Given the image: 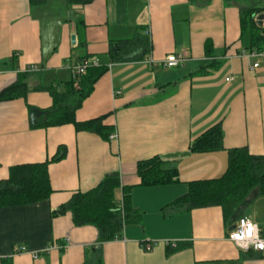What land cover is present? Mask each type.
<instances>
[{"label":"crops","instance_id":"1","mask_svg":"<svg viewBox=\"0 0 264 264\" xmlns=\"http://www.w3.org/2000/svg\"><path fill=\"white\" fill-rule=\"evenodd\" d=\"M123 40L134 43L115 47ZM171 55L183 57L177 68L165 67ZM82 63L106 72L75 118H101L112 131L108 140L73 125L31 123L30 110L50 109V90L64 91ZM11 87L18 97L1 98ZM216 125L223 150L192 153V143ZM61 148L64 158L48 168L47 201L0 207V264H264V252L229 240L238 216L226 222L219 207L172 205L191 183L220 178L229 151L264 156V52L252 50L239 10L225 0H93L73 7L0 0V181L15 166L51 161ZM156 156L175 165L177 181L141 186L137 163ZM111 173L121 177V207L123 188L130 189L131 222L121 239L101 244L94 227L75 226L60 209ZM240 215L264 235V197L253 194ZM169 244L179 250L167 255Z\"/></svg>","mask_w":264,"mask_h":264},{"label":"trees","instance_id":"2","mask_svg":"<svg viewBox=\"0 0 264 264\" xmlns=\"http://www.w3.org/2000/svg\"><path fill=\"white\" fill-rule=\"evenodd\" d=\"M69 7L86 6L93 0H63ZM225 3L239 10L243 33L249 31L252 50L264 52V28L255 17L264 14V0H225ZM134 41L115 42V47L126 48ZM144 46L149 45L143 41ZM210 52L209 45L206 47ZM106 72L103 67L88 66L85 74L66 84L64 91L50 90L53 105L43 112L33 125L36 129H48L73 125L78 132L94 133L108 140L111 129L103 125L102 119L85 123L77 122L76 112L93 93L96 83ZM15 88L8 89L1 97L5 100L18 97ZM223 130L216 125L191 145L195 154L215 153L223 150ZM65 149L61 148L51 160L39 164L15 166L9 177L0 181V207H21L47 201L53 194L49 179V165L61 161ZM136 172L140 185L154 187L177 181L175 165L159 156L137 163ZM121 188L119 173L107 175L101 183L87 192H76L70 201L61 207V212H69L75 226H92L98 232V242L107 243L122 238L125 225L131 222L130 189L123 188V206L117 202L116 194ZM264 197V156L251 154L247 149L229 151L227 171L212 180L191 183L188 192L172 205L185 207L186 211L219 207L226 222L238 216L246 201L253 195ZM179 248L167 246V255Z\"/></svg>","mask_w":264,"mask_h":264},{"label":"built area","instance_id":"3","mask_svg":"<svg viewBox=\"0 0 264 264\" xmlns=\"http://www.w3.org/2000/svg\"><path fill=\"white\" fill-rule=\"evenodd\" d=\"M183 60L182 56H176V55H171L168 56L166 61H165V67L168 69H172V68H177L180 65V62ZM89 65H87V63H82L79 65H76L75 67H73L71 69V73H72V79H77L78 77H80L81 75L85 74L86 69ZM255 68L258 67V65L256 64L254 66ZM227 81L229 82L230 79H227ZM242 222L243 225H242ZM248 223H252L254 225H256L250 218L248 217H242L238 220L235 229L232 230L229 234V240L234 243L239 249L243 250V251H253V252H259L262 253L264 252V249L259 248L257 245H259L260 243L264 242V235L262 234L260 228L258 227V239L255 238V236L253 238H247L245 237L244 240L241 241H237L236 239L233 238V233L234 232H243L246 230ZM146 250H150L151 249V245L147 244L145 245Z\"/></svg>","mask_w":264,"mask_h":264},{"label":"clouds","instance_id":"4","mask_svg":"<svg viewBox=\"0 0 264 264\" xmlns=\"http://www.w3.org/2000/svg\"><path fill=\"white\" fill-rule=\"evenodd\" d=\"M244 222H242L243 225ZM255 236L256 239H258V225H254L252 223H248L247 228L243 232H234L233 238L237 241L244 240L245 237L247 238H253ZM259 248L264 249V242L257 245Z\"/></svg>","mask_w":264,"mask_h":264},{"label":"water","instance_id":"5","mask_svg":"<svg viewBox=\"0 0 264 264\" xmlns=\"http://www.w3.org/2000/svg\"><path fill=\"white\" fill-rule=\"evenodd\" d=\"M255 21L257 22V24H258L260 27H264V14H260V15H258L257 17H255ZM72 41L75 42V37H74V36H73V38H72ZM43 114H44V113L41 112L40 110L35 109V108H32V109L30 110V120H31L32 125H34V124L36 123L37 119H38L39 117H41ZM234 229H235V227L232 228V230H234ZM232 230H231V231H232Z\"/></svg>","mask_w":264,"mask_h":264}]
</instances>
